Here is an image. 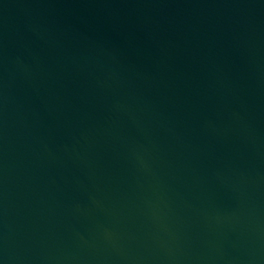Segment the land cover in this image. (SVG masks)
<instances>
[{
    "label": "water",
    "instance_id": "95a60500",
    "mask_svg": "<svg viewBox=\"0 0 264 264\" xmlns=\"http://www.w3.org/2000/svg\"><path fill=\"white\" fill-rule=\"evenodd\" d=\"M0 264H264V0H0Z\"/></svg>",
    "mask_w": 264,
    "mask_h": 264
}]
</instances>
